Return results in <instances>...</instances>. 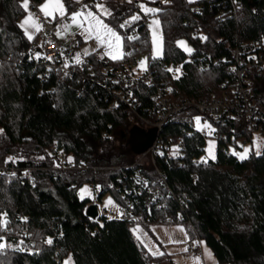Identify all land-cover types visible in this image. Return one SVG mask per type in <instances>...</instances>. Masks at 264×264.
Segmentation results:
<instances>
[{
	"label": "trees",
	"instance_id": "1",
	"mask_svg": "<svg viewBox=\"0 0 264 264\" xmlns=\"http://www.w3.org/2000/svg\"><path fill=\"white\" fill-rule=\"evenodd\" d=\"M22 1L0 0V221H7L0 223V264H173L168 253L152 254L136 237L131 223L140 217L146 225L168 217L183 224L189 239L204 240L219 263L264 264V145L245 159L228 151L237 139L251 141L253 131L264 135V128L250 126L243 111L222 109L212 118L186 105L163 123V152L152 164L136 162L147 149L136 152L129 143L131 128L155 120L167 104L233 99L238 62L264 57V0L157 1L159 57L149 54L138 1L100 0L110 9L105 19L122 35L124 54L86 57L99 72L108 59L131 78V105L115 95L124 86L101 73L83 91V79L60 72L40 80L32 61L38 36L30 40L19 25ZM125 21L127 30L120 27ZM181 38L190 52L178 44ZM143 53L148 66L136 75L129 61ZM248 74L249 101L264 113V69L251 67ZM198 116L215 125L213 159H201L206 135L196 128ZM137 173L145 178L141 188ZM84 184L98 199L111 191L127 217H89L94 202L80 196ZM148 189L160 191L162 205L149 200Z\"/></svg>",
	"mask_w": 264,
	"mask_h": 264
},
{
	"label": "built area",
	"instance_id": "2",
	"mask_svg": "<svg viewBox=\"0 0 264 264\" xmlns=\"http://www.w3.org/2000/svg\"><path fill=\"white\" fill-rule=\"evenodd\" d=\"M64 17H57L55 19H47L42 15H39L40 22V30L38 31V45L35 48V53L32 54V61L35 64V71L37 77L44 81L48 80V77L52 72H60L63 75L75 76L76 78H81L84 80L81 90H86L88 85L98 84L100 82L99 74L107 75L109 80L113 83H119L124 86V90H115V95L121 99L122 101L133 104V102L129 99V89L128 86L131 84V78L127 77L124 73L120 71V69H114L113 65L110 63L108 59H104L100 62V72L97 71L90 60L85 57L83 61L79 63H73L66 61V58L62 55L60 51V40L58 38L57 33L62 32L64 29L63 20ZM131 26L130 23L124 24V29L127 30ZM132 37L135 34L131 35ZM139 60V57L136 59H131L129 61L131 66H135ZM251 67H256L257 69H264V57H259L258 59H253L248 63L238 62V66L236 67V88L234 92L233 99L231 100H221V99H212V100H201V101H185L182 104L173 102L171 104H167V108L164 112L160 113L155 120L144 119V122L151 126L152 129L155 128L157 130L156 137L152 144L150 145L149 151L152 158L158 154H162L163 152V142L160 140L159 132L162 128L163 123L171 116L173 113H176L183 109L186 105H193L198 111L201 113H206L212 118H217L220 115L222 109H231L234 111H243L246 116V121L250 126L256 128H264V113L252 104L249 101L250 94V86L252 84V80L248 74V69ZM167 89H170L167 87ZM160 104L164 105L167 103V99L164 96L159 97ZM115 104V103H113ZM150 127V128H151ZM203 135H207V133L202 129ZM238 146L244 147L245 141L240 140L237 142ZM167 147H169L167 145ZM172 148V146H171ZM59 166L61 168L65 167L66 164V156L61 153L58 155ZM136 178L138 179L139 186H145V178L137 173ZM142 186V187H143ZM149 200L150 201H159L158 204L162 205L160 191L148 189ZM122 217L126 218V211L123 210ZM143 218L140 217L138 219L132 220V227L136 226L139 223L144 224L142 221ZM161 222L166 224H173L174 221L170 217L163 219ZM0 229L5 230L4 225H0ZM187 249V251H185ZM185 255L187 257L193 255H201L202 250L199 245V242L193 239H189L185 243Z\"/></svg>",
	"mask_w": 264,
	"mask_h": 264
},
{
	"label": "rangeland",
	"instance_id": "3",
	"mask_svg": "<svg viewBox=\"0 0 264 264\" xmlns=\"http://www.w3.org/2000/svg\"><path fill=\"white\" fill-rule=\"evenodd\" d=\"M138 1V15L144 14L147 18V25H148V32H149V54L153 57H159L163 53V33H162V27L159 15L157 13L158 5L157 1L159 0H135ZM91 3L94 4H103L105 8H107L110 12L109 6L104 2L100 0H91ZM91 4V5H92ZM95 5V4H94ZM141 5H143L146 8L149 9H155L156 11L152 12H145L142 10ZM66 10V8H65ZM95 16L99 18L104 24H106L109 28H112L114 31L117 32V34L120 36V43L119 46L116 47L115 44L110 48L108 43L105 42V38H103V33L101 32L102 39H97V28L95 25V22L90 20L88 16L86 15V21H87V27L84 32H86L87 35V42L86 46H89V44L94 43L95 41H92V38H96L98 42L97 45H102L103 49L111 50L112 51V58L111 59H120L123 57L124 51H123V44H122V35L119 31L114 29L112 25L105 19L106 14H104L99 8L96 7V10L91 8L89 9ZM155 22V23H154ZM91 30V31H89ZM155 39V43H154ZM182 41L184 46H180L186 50L190 49L192 50L191 44L184 38L179 39L177 42ZM188 51V50H186ZM188 51V52H190ZM85 57V56H84ZM84 57L79 59V62H81ZM139 57V60H137V63L135 66H133V71L136 75H140L143 73V71L148 66V53H143ZM199 122H197L196 119V128L197 129H203L207 135H206V144H205V151L201 157V159L208 160L213 159L216 156L217 151V140L215 137H213L212 131L215 129V125L209 120H201L200 116H198ZM145 123V122H144ZM137 128L143 132H148L150 129H152L151 126H148L145 124H136ZM151 127V128H150ZM133 128H131L132 130ZM131 130L129 131V135H132ZM127 131V133H128ZM131 137V136H130ZM145 137L135 132L132 135V141L137 146L140 147V149L145 148L146 141ZM241 139H237V141H240ZM264 145V135L259 131H253L252 134V140L251 141H245V146L240 147L233 143L228 145V151L233 152L236 155L237 154H244V149H249L247 156L254 152L256 154H259L263 150ZM150 148V147H149ZM149 148H147L146 152L149 151ZM172 153L177 154L178 153V146L172 145ZM143 153L138 156H136V162L141 164H152L154 159L152 158L150 152ZM239 158L240 156L237 155ZM79 194L82 198L89 197L93 200V202L97 205L98 211L101 214H106L109 217H119L122 215V212L124 210V206L119 202V200L115 197V195L111 191H106L100 199L97 197L96 190L89 184H84L80 190ZM111 201V203H108ZM134 234L136 237L146 246L148 251L152 254L155 253V255H158L159 253H168L174 260L175 264H202L203 260L205 264H222L219 263L211 248L207 246L204 240H199V245L202 250L203 254V260L202 256L200 258H195V255L191 256V258L187 257L185 255L184 249H185V243L189 240L186 228L181 223H173V224H166L163 222H154L150 223L149 225L139 223L136 226L132 227ZM135 230V231H134Z\"/></svg>",
	"mask_w": 264,
	"mask_h": 264
},
{
	"label": "crops",
	"instance_id": "4",
	"mask_svg": "<svg viewBox=\"0 0 264 264\" xmlns=\"http://www.w3.org/2000/svg\"><path fill=\"white\" fill-rule=\"evenodd\" d=\"M22 2L24 5V0ZM46 3H49V0H43L36 8H33L30 6L28 0V6L27 8H25L24 14L19 19V25L21 26L25 21V19L28 18L29 16H31L32 19H34L39 26H40L39 15H42L47 19L64 17L65 19L63 20V26L68 25L69 27L67 28V30H65L64 28L63 31L59 33L58 38L60 40V51L62 55L66 58V61L79 63L77 62V58L80 59L84 56L86 57L87 55L93 52H99L100 54H103L108 58H112L113 56L112 51L103 49L102 45L101 46L97 45L96 43L98 42V40L96 38H92V41H95L94 43H91L89 44V46H86V42H87L86 39L88 35L86 32H84L87 27L86 15L88 14V12H91L89 10L90 7L96 10V3H94L95 5H93L91 3V0H79V2H77V0H70V4L72 6L69 7L64 0H61V3H63L64 5V10L66 8L64 15H61L59 11H53L51 7V3H49V7L47 11L52 12V15H45L44 11H41V6L45 5ZM85 5H87V7H85ZM74 12L83 13L78 18L77 22H73L71 18L72 13ZM21 28L23 29L24 33L28 38L29 35L32 36L30 40L36 38L38 35V31H36L32 27H29L28 25H25L23 27L21 26ZM26 28L27 31L25 30ZM200 256L195 255V258L199 259ZM189 258H191V256ZM201 258L203 260V254ZM173 264H175L174 260H173ZM202 264H205L204 260Z\"/></svg>",
	"mask_w": 264,
	"mask_h": 264
},
{
	"label": "snow or ice",
	"instance_id": "5",
	"mask_svg": "<svg viewBox=\"0 0 264 264\" xmlns=\"http://www.w3.org/2000/svg\"><path fill=\"white\" fill-rule=\"evenodd\" d=\"M77 2H79V0H77ZM129 2H131V0H129ZM49 3H51V7H52L53 11H59V13L61 15L65 14L64 5H63V3H61V0H49ZM49 3H46L45 5L41 6V11H44L45 15H52V12L47 11V9L49 7ZM23 6L25 8H27L28 0H24V5ZM85 7H87V5H85ZM96 7L99 8L104 14L111 15L109 10L107 8H105L102 3L101 4H97ZM141 8L145 12L156 11L155 9L146 8L143 5H141ZM82 14L83 13H80V12L72 13L71 18H72L73 22H77L78 18ZM87 16H88V18L90 20L95 22V25H96V28H97V32H96L97 39H102V36H101V32H102L103 33V38H105V42L108 43L110 48L113 46V44H115L116 47L119 46L121 38L117 34L116 31H114L112 28H109L106 24H104L101 20H99V18L97 16H95L92 12H88ZM135 19H138V17H133V20H135ZM125 23H128V21H125ZM25 25H28L29 27H32L36 31L40 30L39 25L36 23V21L34 19H32L31 16L26 18L21 26L23 27ZM68 27H69L68 25H65L64 26L65 30H67ZM120 27L123 28L124 24H121ZM25 30L27 31V28ZM89 31H91V30H89ZM57 35H59V32L57 33ZM31 38H32V36L29 35V39H31ZM129 39H131V37ZM154 43H155V39H154ZM178 44H180L181 46H184L182 41L178 42ZM186 50L190 51V49H186ZM77 62H79L78 58H77ZM170 71H171V69H170ZM196 119H197V122H199V118H196ZM248 151H249V149L245 148L244 149V154H237V155H239L241 159H245V158H247ZM9 159H11V158H9ZM108 203H111V201H109ZM0 223H3V224L6 225L7 221L6 220L0 221ZM48 243H51V240H49ZM185 251H187V249H185ZM159 254L162 255L163 253H159Z\"/></svg>",
	"mask_w": 264,
	"mask_h": 264
},
{
	"label": "water",
	"instance_id": "6",
	"mask_svg": "<svg viewBox=\"0 0 264 264\" xmlns=\"http://www.w3.org/2000/svg\"><path fill=\"white\" fill-rule=\"evenodd\" d=\"M132 135L137 132L142 134L145 137L146 144H145V148L142 150L140 149V147L137 145H135L132 141V135H130V139H129V143L132 145L133 149L136 150V152H142L144 150H146L148 147H150V145L152 144V142L154 141L156 134H157V130L155 128L150 129L148 132H143L141 130H139L137 127H133V129L131 130ZM86 214L91 217V218H96L99 215V211H98V207L95 203H91L88 205V207L86 208Z\"/></svg>",
	"mask_w": 264,
	"mask_h": 264
}]
</instances>
